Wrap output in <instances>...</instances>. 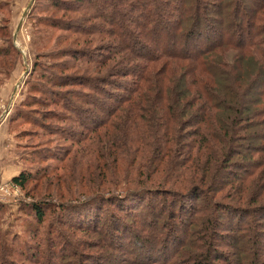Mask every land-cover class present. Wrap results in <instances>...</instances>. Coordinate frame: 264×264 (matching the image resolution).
Masks as SVG:
<instances>
[{"label": "trees", "instance_id": "1", "mask_svg": "<svg viewBox=\"0 0 264 264\" xmlns=\"http://www.w3.org/2000/svg\"><path fill=\"white\" fill-rule=\"evenodd\" d=\"M51 1L53 9L48 5L43 13L69 12L81 21L47 17L44 26L62 31V40L77 34L83 46L58 49L57 41L50 44L53 34L44 31L32 70L42 85L33 88L61 109L46 114L60 122L58 133L70 146L54 157L37 152L57 166L21 172L14 184H78L79 176L80 189L92 193L96 206L92 233L111 253L101 261L160 264L152 253L159 243L177 260L220 264L228 257L216 247L224 235L217 228L227 213L239 221L232 237L238 264H264V0ZM225 26L238 30H220ZM97 38L106 39L100 52L89 46ZM0 39L6 43L0 60L16 61L20 55L6 24L0 25ZM1 69L10 72L8 65ZM68 158L72 167L83 162L77 176H71ZM160 193L177 197L169 209L165 203L156 208ZM41 207L34 203L38 223L46 217ZM67 208L61 206L54 222L81 230L85 217L67 222ZM183 208L188 221L178 218ZM165 213L182 227L185 239L176 247L169 245L176 224L170 229L160 223ZM47 232L68 252L82 245L59 226ZM47 245L38 250L36 264H67L64 255L52 259L53 237ZM14 254L13 242L0 246V264H20Z\"/></svg>", "mask_w": 264, "mask_h": 264}, {"label": "rangeland", "instance_id": "2", "mask_svg": "<svg viewBox=\"0 0 264 264\" xmlns=\"http://www.w3.org/2000/svg\"><path fill=\"white\" fill-rule=\"evenodd\" d=\"M29 1L0 0V25H7L12 35V43L20 55L16 61L11 56L0 60V65L5 64L10 68L8 75L0 73V116L8 108L7 113L0 121V246H9L13 242L16 254L11 255V258L18 260L20 264H36L35 261L38 255H40L38 250L46 251V249H49L47 239L53 237L55 248L53 246H50V248L53 250L55 256L52 259L59 260L58 257L64 255L67 258V264H79V257L82 256L83 264H119V260L115 258L101 261V257H106L111 255V253L105 245L100 247L102 245V243L100 244L101 237L92 233L91 222L96 211V206L91 200L92 193L80 189L79 176H77L79 165L84 166L83 162L79 161L80 164L76 163L72 167L71 159L68 158L66 160L71 169L74 170L71 176H77L75 179L78 181V184L73 181L64 184L61 181L58 185H55V183L45 182L46 179H40L30 181L22 188L12 181V178L19 175V173L34 172L46 167V163L56 167L58 164L56 162L52 163L48 159L41 161L43 158H38L37 152L41 154H54L51 156L54 157L63 153L62 151L68 145L67 141H64L58 133V129L61 126L60 122L52 118L50 119L51 116H47L46 114V112L52 113L53 109L57 110V112L61 109L50 105L51 103L45 102L44 97L33 88L36 87L35 85H42V82L36 78V72L34 73L32 70L37 53L40 51L39 48L46 42H43L44 31L53 34L50 44L57 41L56 45L58 49H75L83 46L81 43L82 38L78 37L77 34L71 35V33H67L68 37L62 40L59 37L61 33L64 34L62 31L52 30L44 26L47 17L61 18L62 23H67L68 18H72L73 22H80L81 18H77L76 21L73 20L77 14L57 11L54 13H43V9L48 5L53 9L52 1L33 0L22 17V13ZM61 1H65L72 6L75 5L71 0ZM107 14L108 18L112 17L110 13ZM21 18V24L16 29ZM219 28L220 30H238L237 27L233 26ZM14 32H16L15 41L13 40ZM83 38L85 39V37ZM105 44L106 39L103 38V41H99L97 38L89 46L93 50L100 52L99 49ZM0 45L4 46L6 43L0 39ZM233 55L234 53L230 52L228 57L232 59ZM0 71L3 72L4 69ZM31 96L39 100L42 99V102L36 103L32 100ZM57 171L63 172L60 168ZM175 199H177L176 196L172 197L171 195L160 193L159 200L157 199L154 204L157 209H162V204L165 203L164 206L169 209L170 201ZM189 202L191 203L192 201L189 200ZM34 203H40L43 206L41 208L46 212V217L42 223H38L36 220L35 212L33 211ZM61 206H66V208L75 206L73 211H70L68 208L62 211L64 213L63 219L66 218L67 222L77 221L75 217L84 216L83 223H86L88 226L85 224L81 226V230H77L55 223L54 221H57L62 215L60 214ZM103 206L108 205L104 203ZM104 210L103 218L106 221L108 217L107 209L104 207ZM177 214L180 220L182 218L185 221L187 220L184 208L181 213L177 212ZM220 221L222 226H218L217 229L224 235L221 241L218 240L216 247L226 252L228 258L226 259L227 261L220 260L219 263L238 264V260L232 255L235 251L232 244L236 242L232 237L237 234L233 231V228L238 225L239 221L229 219L227 213L222 214ZM160 223H163L170 229L173 227L168 225L176 224L173 231H177L175 232V236L171 233L169 245L176 247L182 239H185L182 237V227H178L180 225L178 219H170L168 214L165 213ZM103 224L100 223L98 225L99 228L102 229ZM50 225L53 228L59 226L63 231L72 234L74 240L78 239V243L82 245L75 246L76 249L69 252L67 248H61V245H57L54 234H48L47 232V228ZM167 227L159 237V241H161ZM262 241L264 242V237H262ZM246 245L243 244V246ZM152 246L154 248L155 244H152ZM261 247V256L264 257V244ZM149 249L151 253L152 249ZM152 253L158 257L160 264H164L168 259L171 260V264H190L186 258L177 260V255L174 252L167 255L166 249H161L159 243L156 244L155 252L153 251ZM46 255L47 253H45ZM119 255H121V252H119ZM113 256L121 259L117 253H113ZM141 257L142 255L138 256V258ZM161 257L163 258L160 259ZM7 258L10 260L9 256ZM123 261L129 263L128 260ZM155 263L158 262L155 261Z\"/></svg>", "mask_w": 264, "mask_h": 264}, {"label": "water", "instance_id": "3", "mask_svg": "<svg viewBox=\"0 0 264 264\" xmlns=\"http://www.w3.org/2000/svg\"><path fill=\"white\" fill-rule=\"evenodd\" d=\"M32 1H33V0H30V1L28 2V5H27L26 9H25L24 12L22 13V17L24 16L25 11L28 9V7H29L30 4L32 3ZM21 20H22V18H21L20 21L18 22V26H17L16 29L19 28V26H20V24H21ZM15 39H16V32L13 33V40L15 41ZM7 111H8V108H6V109L4 110V112L2 113V115L0 116V121H1V119L3 118V116L7 113Z\"/></svg>", "mask_w": 264, "mask_h": 264}]
</instances>
